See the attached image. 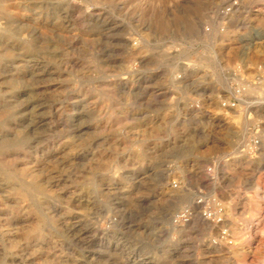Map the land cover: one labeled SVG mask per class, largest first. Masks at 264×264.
Segmentation results:
<instances>
[{"label":"rangeland","instance_id":"374dc122","mask_svg":"<svg viewBox=\"0 0 264 264\" xmlns=\"http://www.w3.org/2000/svg\"><path fill=\"white\" fill-rule=\"evenodd\" d=\"M0 264H264V0H0Z\"/></svg>","mask_w":264,"mask_h":264}]
</instances>
